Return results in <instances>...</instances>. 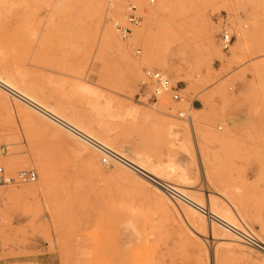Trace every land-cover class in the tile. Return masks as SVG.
Here are the masks:
<instances>
[{"label": "rangeland", "instance_id": "rangeland-1", "mask_svg": "<svg viewBox=\"0 0 264 264\" xmlns=\"http://www.w3.org/2000/svg\"><path fill=\"white\" fill-rule=\"evenodd\" d=\"M108 1L0 0V77L72 126L68 120L87 130L85 122L102 121L110 149L146 158L161 180L216 217L224 210L264 243V0H125L120 18ZM129 6L139 24L122 38L117 27L126 26ZM146 16L153 27L136 39ZM221 17L233 36L226 50L218 42ZM108 25L125 59L101 40ZM203 30L213 39L209 64L200 63ZM147 69L178 84L183 102L149 99L140 86ZM6 91L0 88V147L7 149L0 167L11 175L34 169L38 177L0 188V264H264L258 247L198 210L204 225L189 221L180 211L189 205L127 166L102 164L99 151ZM191 118L202 128L197 141L187 134Z\"/></svg>", "mask_w": 264, "mask_h": 264}, {"label": "bare ground", "instance_id": "bare-ground-1", "mask_svg": "<svg viewBox=\"0 0 264 264\" xmlns=\"http://www.w3.org/2000/svg\"><path fill=\"white\" fill-rule=\"evenodd\" d=\"M100 1H103V0H100ZM130 1H133V0H130ZM135 1V0H134ZM60 2V1H59ZM57 2L56 5L59 7L60 6V3ZM125 0H111L110 2L108 1V3H110L111 5V11H113V17L115 18H120V12H121V9L123 7V5L125 4L124 3ZM138 4L140 6H143L141 1H137ZM126 5V4H125ZM128 5V4H127ZM142 8V7H141ZM156 8V7H155ZM145 10V9H144ZM158 10V9H157ZM140 11H142V9H140ZM147 11H150L151 13V8H147ZM153 11V10H152ZM198 18H205V14H204V11H200L198 14H197ZM150 17L149 16H146L145 17V22H144V25H142L141 28H137L135 29V31L133 32V37L138 39V38H147V36H149V32L150 30L152 29L153 25L152 23L150 22ZM203 22V21H202ZM204 27V26H202ZM192 29V28H191ZM179 32V31H178ZM240 33V32H239ZM100 34H101V40L104 42V44L109 47V48H113L115 49L120 57L122 58H126V54H125V50L123 48V46H121L119 44V42L116 40L115 36H114V32H113V29L108 25L106 27L103 26V29L100 31ZM202 34L203 36L205 37V45L203 46V55L200 59V63L202 62H205V63H208L210 61V56H211V51H213L214 49V46L212 45V34L210 32H207L205 30L202 31ZM240 35V34H239ZM241 36H243V33L241 34ZM188 42L189 39H188ZM203 42V41H202ZM149 43V42H148ZM206 46V47H205ZM148 48H149V44H148ZM126 49V48H125ZM217 50V49H216ZM215 52V51H214ZM219 52V51H217ZM147 53V52H146ZM156 57V56H155ZM199 58V57H198ZM129 61V68L131 71H135V69L137 68V65L136 63L132 62L131 60H128ZM143 63L145 64V62L147 63V60L146 58L143 59ZM155 61H157L156 65L157 67L159 68H162L164 69V64L161 62V61H158V59H155ZM154 61V62H155ZM204 64V63H203ZM209 64V63H208ZM147 65V64H146ZM205 65V64H204ZM194 77V76H193ZM0 88L4 89V90H7L8 92L12 93L14 96H16L17 98H19L20 100H22L23 102H25L28 106L27 107H31L34 109V111L38 112L41 116L45 117L46 119L50 120L51 122H53L54 124L58 125L59 127H62L63 129H65L67 132H69L70 134L74 135L75 138L77 137L78 139H80V141H83L84 143H87L89 145H91V147H93L94 149H96L97 151L100 152V150L93 146L91 143L88 142V140L86 138H90L92 139L93 141L101 144L102 146L110 149V144L105 140L107 137L105 136L108 132V127L105 126L103 124L102 121H95V120H90L88 121L87 123L85 122L86 125H88L90 127V130H87L85 127L81 126L80 122L78 121H73V120H68L69 122H71L72 124H74V126H76L77 128H80L77 129L76 127L72 126L71 124H69L68 122H66L64 119H62L61 117L57 116L56 114L52 113L49 109L43 107L42 105L38 104L36 101H34L30 96L26 95L25 93L23 92H19L15 89V87L13 85H11L7 80H5L4 78L0 77ZM6 91V92H7ZM100 96V95H99ZM102 98V97H101ZM203 98H206V95L203 97ZM103 100V99H102ZM24 103V104H25ZM97 104V103H96ZM110 104V101H107L106 102V107H103V109H101L102 111L101 112H108V106ZM189 105V109H193L195 111H199L198 109H194L192 108V106L190 105V103H188ZM127 109V108H126ZM118 110V109H117ZM136 112V111H135ZM125 113H126V110H125ZM132 113V112H130ZM98 114H100L98 112ZM127 114V113H126ZM133 114V113H132ZM106 116V115H105ZM119 117V116H118ZM128 117V116H127ZM37 118V117H35ZM37 120H39L43 125H45L46 127L49 128L50 130V133L54 136V137H57L58 139L60 138H64L65 137V134H62V132H60L59 130H57L56 128H54L53 126H49L47 123H45L43 120L37 118ZM188 130H187V134L190 135L192 137V139L196 140L197 141V135H201L199 133H201L202 131V128L199 127L196 123V119L194 118H191L189 119V124H188ZM71 129H74L76 130L77 132H79L78 134L76 133H73L71 131ZM97 132H95L96 130ZM169 132H171V134L173 133V130H172V125L170 126V130ZM168 135V134H167ZM202 137V136H201ZM69 138V137H68ZM204 140V139H203ZM202 140V141H203ZM197 145V143H196ZM199 145V144H198ZM202 146V145H201ZM87 148V147H86ZM199 148V146H198ZM84 148H82L83 150ZM127 149V148H125ZM81 150V151H82ZM112 150V149H110ZM124 150V149H123ZM113 152H115L116 154H118L122 159L128 161L130 164L134 165L138 170H139V174L142 175L143 177L146 178V180L148 179L150 182H152L153 184L157 185L158 186V183L157 182H161L163 180H161V175L160 173L156 172V168H154L153 166H151V162L149 163V161L146 159V158H141V157H138L135 161L132 160V155L134 156V154L131 155V152L127 150H125L124 152H117L115 150H112ZM85 154L84 156L87 158V159H91L90 158V154L89 152H85L83 151ZM91 153V152H90ZM138 155V154H137ZM136 156V155H135ZM139 156V155H138ZM101 160V159H100ZM101 162V161H100ZM148 162V163H147ZM113 163V162H112ZM115 163H118L122 166H127L126 164H124L123 162H120V161H115ZM111 167L114 166V163L113 164H110ZM149 165V166H148ZM128 167V166H127ZM161 167V166H160ZM131 168V167H129ZM167 171L171 172L172 174L174 173V169L173 167L170 165H168L167 167ZM132 169V168H131ZM133 170V169H132ZM135 173V172H134ZM204 173V172H203ZM167 177V176H166ZM179 179H183V181L185 180L182 176H179ZM185 183V182H184ZM182 186V185H181ZM159 187V186H158ZM184 186L180 187L182 188L181 190L182 191H187L186 189H183ZM160 192V191H159ZM181 192V191H180ZM158 197L163 200V196L162 194H158ZM186 197V196H185ZM188 198V196L186 197ZM190 198V197H189ZM188 198V199H189ZM192 198V201L193 204H195L196 206H199V207H203L202 205L200 206L201 204V200L196 198L194 195L191 196ZM165 200V199H164ZM166 202V201H165ZM198 202V204L196 203ZM207 203V202H206ZM186 204V203H185ZM184 204V205H185ZM187 205V204H186ZM189 207V206H188ZM190 208V209H189ZM189 208H185V207H182L181 208V213L191 222L193 223H198V224H201V225H204V222L203 220L201 219V217H199L194 211H196L197 209L193 206H190ZM205 208V207H203ZM217 209V207H216ZM194 210V211H193ZM206 212L205 214H207L205 217H209L211 219H213L215 222L214 224L216 223L217 225L220 226V228L222 227L223 229H225V231L229 232V233H235V230H238L235 226L236 224L240 221L238 220V222H234L232 219L233 218H229L224 212H218L219 216L220 217H216L215 214H212V212L210 213L209 211H211V209L209 210L206 209ZM199 211V210H198ZM222 211V210H221ZM197 212V211H196ZM200 212V211H199ZM216 212V211H215ZM182 216V215H181ZM203 216V215H202ZM237 217V216H236ZM212 220V221H213ZM209 221V220H208ZM218 222V223H217ZM210 223V221L208 222ZM240 223V222H239ZM241 224V223H240ZM200 225V226H201ZM243 225V224H242ZM240 225V226H242ZM219 227H216V226H213V224L211 225L210 223V230L212 232H221ZM210 231V232H211ZM224 234V236L227 234L225 232H222ZM215 234V233H214ZM212 235V234H211ZM235 235V234H234ZM226 240L228 241H232L234 242L235 240L233 238H231L230 236H228V238H226ZM227 242V241H226ZM260 244H259V247L258 249L263 251L264 252V243L259 241ZM238 243V242H237Z\"/></svg>", "mask_w": 264, "mask_h": 264}, {"label": "built area", "instance_id": "built-area-1", "mask_svg": "<svg viewBox=\"0 0 264 264\" xmlns=\"http://www.w3.org/2000/svg\"><path fill=\"white\" fill-rule=\"evenodd\" d=\"M148 3L152 4L154 0H146ZM126 21V26H118L117 31L122 38H126L131 31V27H135L139 24V17L136 14L134 6H129L127 8L126 14L124 16ZM218 18H216L217 20ZM222 23L220 31L218 33V42L222 50H226L232 42V35L229 32L228 27L224 24V18L221 17ZM139 53V51H136ZM140 86L144 89L145 93L149 96V99L156 101L159 96L168 95L170 100L174 103L183 102V97L181 95V89L178 84H173L170 79L162 72L153 69H147L143 71V78L141 80ZM178 117L184 119L186 116L183 112H178ZM73 133L78 134L74 129H71ZM80 134V133H79ZM78 134V135H79ZM89 143L97 147L101 153V163L108 164L110 161H120L131 167L134 171L139 172V170L128 161L122 159L118 154L112 150L102 146L101 144L93 141L90 138H86ZM6 147L1 146L0 152H7ZM37 173L34 169L20 170L14 175L8 174L2 167H0V188H6L9 186L20 185V184H30L37 180ZM159 188L164 192L167 197L186 203L189 206L195 207L201 213L205 214L206 210L203 207L196 206L182 193L178 191L173 185L161 181L157 182ZM207 215V214H206ZM235 234L238 239L242 241L245 245L251 247H259L260 242L258 239L248 230H235Z\"/></svg>", "mask_w": 264, "mask_h": 264}]
</instances>
